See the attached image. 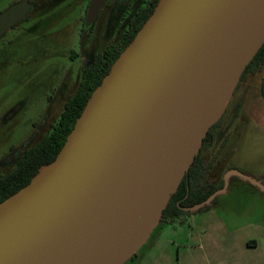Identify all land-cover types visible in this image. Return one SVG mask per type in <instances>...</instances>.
I'll return each instance as SVG.
<instances>
[{
    "label": "water",
    "instance_id": "1",
    "mask_svg": "<svg viewBox=\"0 0 264 264\" xmlns=\"http://www.w3.org/2000/svg\"><path fill=\"white\" fill-rule=\"evenodd\" d=\"M109 0H91V26ZM32 9L0 14V37ZM264 44V0H159L56 159L0 204V264H124L146 242ZM261 189L238 170L227 172Z\"/></svg>",
    "mask_w": 264,
    "mask_h": 264
},
{
    "label": "rangeland",
    "instance_id": "2",
    "mask_svg": "<svg viewBox=\"0 0 264 264\" xmlns=\"http://www.w3.org/2000/svg\"><path fill=\"white\" fill-rule=\"evenodd\" d=\"M19 1L0 0V12ZM28 1L37 2L36 11L28 21L17 25L0 39L2 174L8 173L25 150L51 131L65 102L75 92L82 70L108 44L121 40L129 21L150 0H113L109 8L103 9L93 33L81 38V25L91 0ZM71 55L74 59L70 58ZM234 94L227 104L230 106L228 111L241 98ZM205 154L206 150L201 158ZM219 155L220 152L216 151L207 156L212 168L218 165ZM224 176L222 170L217 180ZM263 198L261 195L246 197L233 190L227 196L232 212L222 218L233 227L249 223L264 225ZM161 225L162 222L157 223L146 241Z\"/></svg>",
    "mask_w": 264,
    "mask_h": 264
},
{
    "label": "crops",
    "instance_id": "3",
    "mask_svg": "<svg viewBox=\"0 0 264 264\" xmlns=\"http://www.w3.org/2000/svg\"><path fill=\"white\" fill-rule=\"evenodd\" d=\"M235 94L241 98L230 111L226 107L214 143L202 159L208 164L207 156L219 151V163L209 177L238 170L261 189L232 175L208 211L162 222L126 264H264V225L233 227L222 218L232 212L227 196L233 190L250 198L264 197V69L248 75Z\"/></svg>",
    "mask_w": 264,
    "mask_h": 264
},
{
    "label": "trees",
    "instance_id": "4",
    "mask_svg": "<svg viewBox=\"0 0 264 264\" xmlns=\"http://www.w3.org/2000/svg\"><path fill=\"white\" fill-rule=\"evenodd\" d=\"M90 2L87 5L85 14L87 13ZM112 2L113 0H110L106 7H109ZM158 2L159 0H150L130 20L128 30L122 36V39L118 43L109 45L102 53L96 55L91 63L82 70L80 81L75 92L65 102L64 109L51 131L33 146L25 150L18 157L14 167L8 173L1 174L0 171V204L27 186L42 168L50 165L56 159L90 96L101 84L103 78L109 73L115 60L132 42L136 34L153 14ZM31 6L32 9L29 15L22 22L28 21L38 8L37 2L31 3ZM91 30L92 27L88 30L83 29L81 30V34L90 33ZM263 69L264 44L243 70L235 90L248 75L254 76L255 74L261 73ZM220 122L221 117L207 131L187 173L184 175L176 192L172 194L166 208L163 210L159 220L160 223L169 219H180L208 211L210 205L204 206L195 212L185 211L184 209L205 202L211 195L223 188V181L217 184L214 181L216 179L215 177H207L206 174L211 163L205 164L201 158L202 152L213 145L215 132L219 128Z\"/></svg>",
    "mask_w": 264,
    "mask_h": 264
},
{
    "label": "flooded vegetation",
    "instance_id": "5",
    "mask_svg": "<svg viewBox=\"0 0 264 264\" xmlns=\"http://www.w3.org/2000/svg\"><path fill=\"white\" fill-rule=\"evenodd\" d=\"M109 1H110V0H109ZM109 1H108V2H109ZM28 2H29L30 4L33 3V2H31V1H28ZM108 2H107V3H108ZM90 3H91V2H90ZM13 4H14V3H13ZM13 4H12V5H13ZM106 5H107V4H106ZM106 5L103 7V9H104V8L107 9V8L110 7V6H109V7H106ZM10 6H11V5H10ZM10 6H9V7H10ZM7 8H8V7H7ZM7 8H6V9H7ZM6 9H4V10H6ZM103 9L101 10V12L99 13V15H98L97 18L95 19L94 23H93L91 26H89L88 28H86L85 25H84V22H85V18H84L83 23H82V25H81V30H83V29H84V30H88L90 27H92V30H91L90 33L83 34V35L81 34V30H80V38L83 37V36H85V35H90V34L93 33L94 28H95V25H96V23H97V21H98L100 15H101ZM4 10H3V11H4ZM3 11H1L0 14H1ZM87 11H88V10H87ZM137 12H138V11H137ZM137 12H136V13H137ZM136 13H135V14H136ZM28 15H29V14H28ZM85 16H86V14H85ZM134 16H135V15H134ZM134 16H133V18H134ZM133 18H132V19H133ZM132 19H131V20H132ZM23 20H24V19H23ZM23 20H21L20 22H22ZM20 22H18L16 25H14V26L11 28V30L14 29L17 25L21 24ZM129 22H130V21H129ZM22 23H23V22H22ZM128 25H129V23H128ZM127 30H128V27H127ZM127 30H126V31H127ZM8 32H9V31H8ZM6 33H7V32H6ZM6 33H4V34L0 37V39H1ZM121 39H122V38H121ZM119 41H120V40H119ZM119 41L114 42V43H118ZM114 43H111V44H114ZM111 44H108L107 47H108L109 45H111ZM107 47H105V49H106ZM105 49H104V50H105ZM104 50H103V51H104ZM103 51H102V52H103ZM102 52H101V53H102ZM73 55H74V54H73ZM96 55H98V54H96ZM96 55H94V56L92 57V59H93ZM70 58H71V59H74V57H73L72 55H71ZM91 61H92V60H91ZM90 63H91V62H90ZM90 63H89V64H90ZM89 64H88V65H89ZM235 91H236V90H235ZM234 93H235V92H234ZM222 115H223V114H222ZM221 120H222V116H221ZM221 123H222V121L220 122V126H219L218 129H220V127H221ZM218 129H217V130H218ZM217 130H216V132H215V136H216ZM214 140H215V137H214ZM202 160H203V159H202ZM203 161H204V160H203ZM204 163H205V162H204ZM208 164H209V163H208ZM211 168H212V167L210 166V168H209L208 171H207V174H206L207 177H209V171H210ZM1 174H2V173H1ZM210 177H215V178L217 179V174L214 173V175H213V176H210ZM216 179L214 180L215 182H217ZM222 181H223V180H222ZM223 182H224V181H223ZM223 185H224V184H223Z\"/></svg>",
    "mask_w": 264,
    "mask_h": 264
}]
</instances>
